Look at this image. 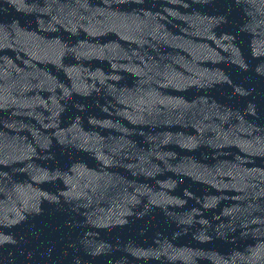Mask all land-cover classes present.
<instances>
[{
    "label": "water",
    "instance_id": "obj_1",
    "mask_svg": "<svg viewBox=\"0 0 264 264\" xmlns=\"http://www.w3.org/2000/svg\"><path fill=\"white\" fill-rule=\"evenodd\" d=\"M0 264H264V0H0Z\"/></svg>",
    "mask_w": 264,
    "mask_h": 264
}]
</instances>
